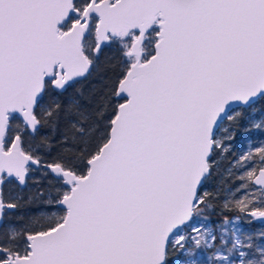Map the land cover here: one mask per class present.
<instances>
[{
    "label": "snow or ice",
    "instance_id": "snow-or-ice-1",
    "mask_svg": "<svg viewBox=\"0 0 264 264\" xmlns=\"http://www.w3.org/2000/svg\"><path fill=\"white\" fill-rule=\"evenodd\" d=\"M0 264H264V0H0Z\"/></svg>",
    "mask_w": 264,
    "mask_h": 264
},
{
    "label": "trees",
    "instance_id": "trees-1",
    "mask_svg": "<svg viewBox=\"0 0 264 264\" xmlns=\"http://www.w3.org/2000/svg\"><path fill=\"white\" fill-rule=\"evenodd\" d=\"M102 59H103V57H102ZM225 163H227V162H225ZM37 179H39V176H37ZM212 184L213 185L215 184V180H213ZM211 219L217 220V219H219V216L214 215V216L211 217ZM251 227L259 228L260 225L258 223H256V224L251 225Z\"/></svg>",
    "mask_w": 264,
    "mask_h": 264
}]
</instances>
